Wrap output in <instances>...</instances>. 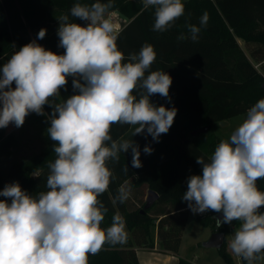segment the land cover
Listing matches in <instances>:
<instances>
[{"label":"clouds","instance_id":"9594fccd","mask_svg":"<svg viewBox=\"0 0 264 264\" xmlns=\"http://www.w3.org/2000/svg\"><path fill=\"white\" fill-rule=\"evenodd\" d=\"M145 9L155 7L153 30L164 32L184 15L182 0H142ZM112 0H96L90 6L76 3L70 14L87 21L86 26L59 18V55L46 50L36 40L22 46L0 69V129L25 123L30 113L46 115L44 106L53 109L47 134L55 142L56 159L48 165L46 189L38 197L22 190L18 182L7 184L0 196V264H88L89 254H97L105 244H124L126 224L115 214L104 229L107 209L98 199L109 189L112 171L109 160L119 161V154L131 149L132 167H142L140 149L132 139L113 140L114 124L136 126L133 136L150 134L159 141L167 134L177 115L175 107L156 106L150 96L169 97L172 78L167 72L152 71L156 52L150 44L129 62L118 49L121 25L109 13ZM205 12L200 20L206 26ZM196 41L200 28L189 25ZM41 28L38 39L46 36ZM178 39L185 37L180 35ZM73 77L74 94L60 103V90ZM15 83V88L12 87ZM138 92V96L134 95ZM143 151L151 154V147ZM202 175H192L182 200L194 213L208 210L222 212V223L240 221L228 242L229 249L247 264L264 253V192L257 180L264 178V99L252 106L243 123L222 140L208 162L197 157ZM128 172V168H124ZM130 185L125 182L115 197L128 200Z\"/></svg>","mask_w":264,"mask_h":264},{"label":"trees","instance_id":"16d2710c","mask_svg":"<svg viewBox=\"0 0 264 264\" xmlns=\"http://www.w3.org/2000/svg\"><path fill=\"white\" fill-rule=\"evenodd\" d=\"M94 2L96 0H0V69L16 51L33 40L46 50L64 54L65 49L59 47L57 35L59 18L68 15L69 22L80 24L83 20L72 17L70 9L76 3L90 6ZM100 2L106 3L107 0ZM182 2L184 15L168 30L158 32L153 30L154 6L145 9L142 0H112L113 7L109 11L117 10L128 18L116 41L125 56L123 63H128V57L138 54L143 45H152L156 60L145 76L152 71L167 72L172 84L169 97L154 94L149 99L156 106L175 107L177 115L168 133L161 134L158 142L146 130L133 136L136 126L112 125L110 134L113 140L132 139L139 145L142 167H132L131 149L121 152L118 162H107L113 178L109 189L98 197L107 209L101 227H110L113 216L118 213L125 220L127 240L122 245L105 244L97 254H89L88 264H140L138 248L152 249L157 244L166 252L177 253L190 210L188 202L182 200L187 191L188 178L202 175L203 166L196 162L197 157H203L208 162L222 141L213 133L214 122L227 121L247 112L264 99V0ZM205 12L209 20L206 26H202L200 20ZM189 25L200 28L196 41L191 39ZM41 28L47 30L46 36L38 39ZM180 35L185 39H178ZM238 39H242L248 47L255 44L250 48V54ZM67 80V85L60 90V97L51 99L53 105L78 94L72 85L73 77ZM133 94L138 96V92ZM52 111L50 105H45L46 115H41L46 120L44 147L30 157L10 163L6 174L0 173V191L14 182H18L22 190L33 197L47 191L48 165L56 159L53 151L55 142L47 134L50 127L48 116ZM207 125H212L208 132L192 135L193 130ZM15 142L13 132L4 137L0 131V164L4 156L13 152L11 149ZM145 146L151 147V154L143 151ZM126 167L128 172L124 171ZM125 182L154 190L159 197L145 209L146 202L131 191L128 200L120 203L115 197ZM256 183L258 189L264 192V178ZM131 196L137 198L133 200ZM0 200L11 203V198L0 196ZM260 211L264 212V207ZM220 213L208 210L198 215L197 220L211 226L213 232L223 231L227 236L230 232L228 223L217 226ZM236 222L241 223H231ZM226 236L219 252L227 264H235L227 250ZM263 255L258 254L259 257ZM241 259L242 264H247ZM180 264L191 263L181 259Z\"/></svg>","mask_w":264,"mask_h":264},{"label":"rangeland","instance_id":"374dc122","mask_svg":"<svg viewBox=\"0 0 264 264\" xmlns=\"http://www.w3.org/2000/svg\"><path fill=\"white\" fill-rule=\"evenodd\" d=\"M109 13H115L112 19L115 22L120 23L122 26L128 20L126 16H124L117 10L109 11ZM81 25L83 26L84 24ZM239 42L240 45L245 49V51L250 54V48L255 44H251V47H248L249 45L245 44L242 39H240ZM256 66L258 68L260 67L259 65ZM246 115L247 112L234 116L227 120V123H223L222 121H215L213 124V133L216 134L221 140H230L231 134L243 123V121L246 119ZM45 122V118L41 115L30 113L26 117L25 123L21 127L17 128L14 124H10L8 127L0 129L4 137L11 132L16 135L15 145L13 149H11V151L13 152L3 157L0 164V173L6 174L8 166L13 161L30 157L42 150V148L44 147ZM144 188L145 189L140 198H142V201L146 202L149 195V189H147V187ZM142 203L143 202L139 204ZM188 211V221L183 232L181 247L178 251L179 264L181 259H186L188 261H193L199 264H227L224 257L220 254L218 248L205 247L203 245V243L211 237L213 233L212 227L206 226L203 223L199 222L197 220V213L194 214L191 210ZM228 225L230 232L233 233L227 235L226 242L232 238L234 232L238 230L241 223H228ZM232 257L234 260L233 255Z\"/></svg>","mask_w":264,"mask_h":264},{"label":"crops","instance_id":"0c3cea01","mask_svg":"<svg viewBox=\"0 0 264 264\" xmlns=\"http://www.w3.org/2000/svg\"><path fill=\"white\" fill-rule=\"evenodd\" d=\"M80 25H81V23H80ZM238 41H240V39H238ZM13 88H15V86ZM130 187H131L132 193L135 194L137 197H141L142 196L141 194H143V191L145 189L144 186L134 187V186L130 185ZM134 196H131L132 197L131 199L135 200V198H137ZM232 233L233 232H229L228 234H232ZM226 238H227V236H226ZM229 241H227V248H228V251L234 256L235 264H242L241 257L236 256L229 249V247H228ZM180 247H181V245H180ZM138 258H139L140 264H179L178 252L177 253L166 252V251L162 250L158 244L152 249L138 248ZM185 261L187 262L188 260L185 259ZM188 262L191 264H199V263H196L193 261H188ZM256 264H264V256H261L257 260Z\"/></svg>","mask_w":264,"mask_h":264},{"label":"water","instance_id":"95a60500","mask_svg":"<svg viewBox=\"0 0 264 264\" xmlns=\"http://www.w3.org/2000/svg\"><path fill=\"white\" fill-rule=\"evenodd\" d=\"M223 123H227V121H222ZM212 125H207L203 127H199L192 131L193 136H199L201 133L208 132L211 129ZM159 197V194L154 190H149V195L145 204V209L149 208ZM219 220H223V213L221 212L218 217ZM225 232L223 231H215L212 233L211 237L206 240L203 245L205 247H215L221 248L225 242Z\"/></svg>","mask_w":264,"mask_h":264},{"label":"built area","instance_id":"2783aa9c","mask_svg":"<svg viewBox=\"0 0 264 264\" xmlns=\"http://www.w3.org/2000/svg\"><path fill=\"white\" fill-rule=\"evenodd\" d=\"M86 23H87V21H84V20L81 22V24H84L83 26H85ZM119 24H120V23H119ZM120 25H121V24H120ZM121 28H122V25H121ZM197 214H198V215H201V214H203V213H197Z\"/></svg>","mask_w":264,"mask_h":264}]
</instances>
